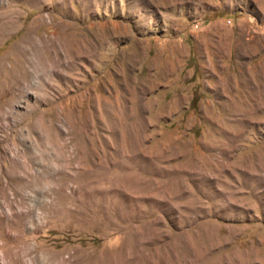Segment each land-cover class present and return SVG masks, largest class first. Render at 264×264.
I'll return each mask as SVG.
<instances>
[{
	"label": "rangeland",
	"instance_id": "rangeland-1",
	"mask_svg": "<svg viewBox=\"0 0 264 264\" xmlns=\"http://www.w3.org/2000/svg\"><path fill=\"white\" fill-rule=\"evenodd\" d=\"M0 264H264V0H0Z\"/></svg>",
	"mask_w": 264,
	"mask_h": 264
}]
</instances>
